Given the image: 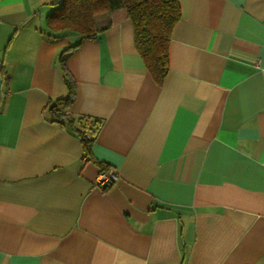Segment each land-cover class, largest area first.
Here are the masks:
<instances>
[{
  "label": "crops",
  "instance_id": "0c3cea01",
  "mask_svg": "<svg viewBox=\"0 0 264 264\" xmlns=\"http://www.w3.org/2000/svg\"><path fill=\"white\" fill-rule=\"evenodd\" d=\"M59 1L0 0V264H264V0H178L161 85L124 9L64 51Z\"/></svg>",
  "mask_w": 264,
  "mask_h": 264
},
{
  "label": "trees",
  "instance_id": "16d2710c",
  "mask_svg": "<svg viewBox=\"0 0 264 264\" xmlns=\"http://www.w3.org/2000/svg\"><path fill=\"white\" fill-rule=\"evenodd\" d=\"M117 9L125 10L132 23L135 49L153 80L161 85L168 71L167 49L172 30L180 20L178 0H60L46 16L47 29L53 36L73 34L78 37V42L66 48V51L77 46L83 39L95 37L97 15ZM60 62H63V57ZM66 82L71 93L72 82L67 78ZM69 100L68 97L59 98L50 106L54 122L65 114ZM77 124L76 130L84 147V156L88 157L102 121L80 115ZM106 169L102 165L100 171ZM112 183L100 188L105 190Z\"/></svg>",
  "mask_w": 264,
  "mask_h": 264
},
{
  "label": "built area",
  "instance_id": "2783aa9c",
  "mask_svg": "<svg viewBox=\"0 0 264 264\" xmlns=\"http://www.w3.org/2000/svg\"><path fill=\"white\" fill-rule=\"evenodd\" d=\"M117 179V175L112 168H108L103 171H99L96 178V186L100 188V186H104L109 184L110 182H114Z\"/></svg>",
  "mask_w": 264,
  "mask_h": 264
},
{
  "label": "rangeland",
  "instance_id": "374dc122",
  "mask_svg": "<svg viewBox=\"0 0 264 264\" xmlns=\"http://www.w3.org/2000/svg\"><path fill=\"white\" fill-rule=\"evenodd\" d=\"M96 24V23H95ZM97 28V27H96Z\"/></svg>",
  "mask_w": 264,
  "mask_h": 264
}]
</instances>
